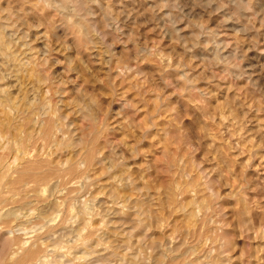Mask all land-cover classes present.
<instances>
[{
  "label": "rangeland",
  "instance_id": "1",
  "mask_svg": "<svg viewBox=\"0 0 264 264\" xmlns=\"http://www.w3.org/2000/svg\"><path fill=\"white\" fill-rule=\"evenodd\" d=\"M0 17L18 61L38 71L14 82L11 63L0 91L35 96L40 123L54 107L72 145L61 164L94 153L79 175L51 183L64 201L58 220L73 216L82 236L104 239L80 264H264V0H0ZM82 205L96 217L86 227ZM34 232L0 233V264L39 236L79 264L70 235Z\"/></svg>",
  "mask_w": 264,
  "mask_h": 264
},
{
  "label": "bare ground",
  "instance_id": "2",
  "mask_svg": "<svg viewBox=\"0 0 264 264\" xmlns=\"http://www.w3.org/2000/svg\"><path fill=\"white\" fill-rule=\"evenodd\" d=\"M41 1V0H40ZM81 1V0H80ZM236 1V0H235ZM95 2V1H94ZM231 3V2H230ZM38 4V3H37ZM72 4V3H71ZM232 4V3H231ZM81 6V5H80ZM251 6V5H250ZM72 7V6H71ZM251 8V7H250ZM63 10V9H62ZM66 10V9H64ZM3 11V10H2ZM71 11V10H70ZM250 11V10H249ZM60 12V11H59ZM73 10L69 13H72ZM224 14V13H223ZM89 15V14H88ZM237 15V14H236ZM241 15V14H240ZM245 15V13L243 14ZM241 15V16H243ZM81 16V15H79ZM229 16V15H228ZM239 17V16H238ZM245 17V16H244ZM64 18V17H63ZM239 19V18H238ZM68 20V19H66ZM8 21V20H6ZM14 21V20H13ZM6 23V22H5ZM13 25V23H12ZM15 25V24H14ZM68 25V24H66ZM3 21L0 17V82H4L6 79V72L8 71V66L12 63V72H13V79L15 78L14 82H18V77H20L23 73L30 74L32 77L36 78L34 75L36 74L35 71V65H31V63H21L18 61L17 55L18 53H14L12 49L9 47L10 44L8 45V41L5 37V31L3 28ZM7 26V25H6ZM246 28V27H245ZM7 29V28H6ZM9 29V27H8ZM13 29V28H12ZM10 31V30H9ZM8 32V31H7ZM81 32V31H80ZM9 35V33H7ZM99 34V33H98ZM94 35V34H92ZM100 35V34H99ZM12 36V35H11ZM86 36V35H85ZM74 37V36H73ZM18 38V37H17ZM93 38V37H92ZM91 38V39H92ZM96 38V37H95ZM94 38V39H95ZM98 38V37H97ZM10 39V38H9ZM99 39V38H98ZM195 40V39H194ZM91 43V42H90ZM98 44V43H97ZM96 45V44H95ZM32 53V52H31ZM30 53V54H31ZM26 55V54H25ZM20 57V56H18ZM33 57V56H32ZM23 58V57H22ZM30 58V56H28ZM31 60V59H28ZM27 61V60H26ZM42 62V61H40ZM39 64V63H36ZM41 64V63H40ZM30 65V66H29ZM11 67V66H10ZM9 67V68H10ZM39 68V67H38ZM37 68V69H38ZM11 69V68H10ZM41 71V70H40ZM9 72V71H8ZM11 73V72H10ZM38 74V73H37ZM36 74V75H37ZM10 75V74H9ZM12 75V74H11ZM8 77V76H7ZM11 77V76H10ZM31 78V79H34ZM46 78H48L46 76ZM9 79V77H8ZM40 79V78H38ZM50 79V78H49ZM20 80H22L20 78ZM10 81V80H9ZM25 81V80H24ZM22 82V81H21ZM20 82V83H21ZM36 82V81H35ZM34 82V83H35ZM27 83V82H25ZM17 83H14L16 85ZM22 84V83H21ZM20 84V86H21ZM42 84V83H41ZM48 84V82H47ZM19 85V84H17ZM34 86V84H32ZM31 85V86H32ZM37 85V83L35 84ZM29 86V84H28ZM30 86V87H31ZM32 86V87H33ZM38 86V85H37ZM19 87V86H18ZM16 87V88H18ZM21 88V87H19ZM25 88V87H24ZM34 88V87H33ZM33 88H32V93H33ZM36 88V87H35ZM40 88V87H39ZM29 89V88H28ZM44 89V88H43ZM15 90V88H14ZM52 90V89H51ZM36 90H34L35 92ZM39 91V90H38ZM51 92V91H50ZM40 93V92H39ZM17 94V93H16ZM35 94V93H34ZM46 94V92H45ZM53 94V93H52ZM51 94V96H52ZM15 95V94H14ZM20 96V93H18ZM32 95V94H31ZM30 97L32 98L33 96ZM44 95V93H43ZM57 95V94H56ZM29 97V98H30ZM39 97V95H38ZM36 97V98H38ZM50 97V95L48 96ZM47 97V98H48ZM22 98V96H20ZM46 99V98H45ZM48 100V99H46ZM39 101V99H38ZM41 101V99H40ZM38 102V104L40 103ZM43 101V100H42ZM45 102V101H44ZM43 102V103H44ZM35 96L29 101H25L24 98L22 99H17L15 97H11L9 93L6 91H0V233H19V232H32L35 231L34 234L37 236L35 233L38 231H47L45 234L46 236H52L55 235L58 231H60L59 235L57 237L62 238L65 235H70L72 240H67V242H72V244L69 245L68 247V252L71 250H82V255L79 256L78 258H74V260L77 259V261L80 264V260L88 261V259L92 258L93 260L95 258L94 254V247L93 244L97 242V244L103 241L104 239L102 238H97L96 241L92 240V234L89 233L86 236H82V231L84 232L86 228H79L75 225V222L71 223L70 219L68 222L66 219L62 218L61 220H58L61 217V214L63 213L62 210V202L64 201L59 200V202L55 199L54 196H57L56 198L58 199V191L56 190L57 186L56 184H51L54 182V179H58L62 176H74V175H79L81 171L79 170V166L81 164H87L90 163V160L92 159L94 153H92L91 149L85 150L84 154L82 157H80L79 163H76L72 156L71 159H67L61 164L60 162V153H62L64 150L67 151L69 148H71V144L68 143L67 141L65 142L62 138V140L59 139V136L57 135V129L59 128L58 124L59 121L56 119L55 116L53 115V112L55 111L51 106L48 105V107H42L43 108V113L47 115L48 121H43V123H40V119L33 118L32 113L36 110V108H39L42 105H39L37 107V104L35 103ZM42 103V102H41ZM49 103V101H48ZM51 105V104H50ZM57 106V104H55ZM44 106V105H43ZM53 106V105H52ZM83 107V106H81ZM57 109V108H56ZM54 110V111H53ZM91 110V109H90ZM36 113V112H34ZM33 113V115H34ZM63 113V112H62ZM44 115V116H45ZM20 116L22 119V124L18 123V120L16 118ZM40 117V116H39ZM65 117V116H64ZM83 118V117H82ZM18 119V118H17ZM20 119V120H21ZM40 120V121H39ZM46 122V124L44 123ZM65 127V126H64ZM62 132V131H61ZM22 133V135H21ZM6 137H4L5 135ZM60 134V133H58ZM64 138V137H63ZM36 139H38L41 142H44L45 145L51 144V152L45 153L46 149H39L38 147L36 148L34 146V142ZM69 139V138H68ZM88 141V140H87ZM89 142V141H88ZM43 143V144H44ZM80 143V142H79ZM38 144V143H37ZM40 147V146H39ZM86 148V147H85ZM49 149V148H48ZM44 150V151H43ZM50 150V149H49ZM48 150V151H49ZM47 152V151H46ZM80 154V153H79ZM69 158V157H68ZM75 158V157H74ZM109 162V161H108ZM112 164V163H110ZM112 166V165H111ZM82 168V166H81ZM90 170V169H88ZM90 172V171H89ZM86 173V171H85ZM89 174V173H88ZM123 174V173H122ZM121 174V175H122ZM125 174V173H124ZM85 175V174H84ZM82 176V175H81ZM115 177V175H113ZM85 177V176H84ZM119 177V176H118ZM82 179V177H81ZM129 179V178H128ZM66 180H68L66 178ZM65 180V181H66ZM193 180V179H191ZM58 181V180H56ZM80 181V179L78 180ZM88 182V180L86 179ZM116 181V180H115ZM123 181V180H122ZM127 181V180H126ZM61 182V181H59ZM67 182V181H66ZM81 182V181H80ZM83 182V179H82ZM65 185V182H63ZM119 183V181H118ZM188 183V182H187ZM204 183V182H203ZM202 183V184H203ZM74 184H76L74 182ZM78 184V183H77ZM82 184V183H81ZM192 184V183H190ZM206 184V183H205ZM80 185V184H79ZM77 185V186H79ZM87 185V184H86ZM177 185V184H176ZM204 185V184H203ZM207 185V184H206ZM178 186V185H177ZM189 186V184H187ZM62 187V186H61ZM81 187V186H80ZM89 187V186H88ZM87 187V188H88ZM195 187V186H193ZM193 187L191 189H193ZM85 188V187H84ZM183 189V188H182ZM190 189V190H191ZM196 189V188H195ZM86 190V189H85ZM75 191V190H74ZM177 191V190H176ZM205 191H208L205 189ZM76 192V191H75ZM83 192V191H82ZM114 192V191H111ZM116 192V191H115ZM179 192V191H178ZM192 192V191H191ZM63 193V191H62ZM74 193V192H73ZM80 193V192H79ZM117 193V192H116ZM129 193V192H128ZM177 193V192H176ZM76 194V193H74ZM118 194V193H117ZM179 194V193H178ZM185 194V192H184ZM187 194V193H186ZM63 196H66L64 194H60ZM59 195V196H60ZM69 195V194H68ZM114 195V194H113ZM119 195V194H118ZM196 195V194H195ZM198 195V194H197ZM200 195V194H199ZM70 196V195H69ZM68 196V197H69ZM122 197V196H121ZM193 197V196H192ZM53 198V199H52ZM67 198V197H66ZM111 198V196H110ZM123 198V197H122ZM128 198V197H127ZM203 197H201L202 200ZM55 199V200H54ZM64 199V198H63ZM71 199V198H70ZM211 199V198H210ZM177 199H175L176 201ZM196 200V198H195ZM205 201V199H203ZM109 201V200H108ZM69 202V201H68ZM90 202V201H89ZM189 202V201H188ZM88 204V202H86ZM208 203V202H207ZM93 204V203H92ZM183 204V203H182ZM185 204V203H184ZM183 204V205H184ZM189 204V203H188ZM66 205V203H65ZM193 205H195L193 203ZM192 205V206H193ZM200 205V203H199ZM198 205V206H199ZM202 205V204H201ZM200 205V207H201ZM210 205V204H209ZM76 206V205H73ZM86 206V205H85ZM81 206V208L78 211V215L81 217V224L84 225V227L89 226L90 222L89 219L92 213L93 208H90L88 205ZM92 206V205H91ZM125 206V205H124ZM94 207V206H92ZM65 208V206H64ZM77 208V207H76ZM95 208V207H94ZM182 208V207H180ZM186 208V207H185ZM198 208V207H197ZM196 208V209H197ZM72 209V208H70ZM96 209V208H95ZM121 209V208H120ZM183 209V208H182ZM206 209V208H205ZM124 210V209H123ZM200 210V209H199ZM209 210V208L207 209ZM140 211V210H139ZM181 211V209H180ZM70 212V211H69ZM73 212V211H72ZM70 212V214L72 213ZM182 212V211H181ZM184 212V211H183ZM196 213H199L198 210L195 211ZM194 212V214H195ZM209 212V211H208ZM123 213V212H121ZM120 213V214H121ZM139 213V212H138ZM206 213V212H205ZM203 213V215L205 214ZM75 214V213H73ZM136 214V213H135ZM141 214V213H140ZM201 214V212H200ZM95 215V214H93ZM92 215V216H93ZM99 215V214H98ZM97 215V216H98ZM117 215V214H116ZM122 215V214H121ZM193 215V214H192ZM189 215V216H192ZM199 215V214H198ZM64 216V215H63ZM91 216V217H92ZM118 216V215H117ZM139 216V215H138ZM202 216V215H201ZM67 217V216H66ZM95 217V216H93ZM204 217V216H203ZM96 218V217H95ZM137 218V217H136ZM198 217H196L197 219ZM205 218V217H204ZM93 219V218H92ZM138 219V218H137ZM140 219V217H139ZM192 219V218H191ZM201 219V218H200ZM56 220L58 222H56ZM127 220V219H126ZM195 220V219H194ZM36 221V222H32ZM193 221V220H192ZM197 222V221H195ZM77 223V222H76ZM122 223V222H121ZM124 223V222H123ZM157 223V222H156ZM74 224V225H73ZM93 224V222L91 223ZM103 224V223H102ZM109 224V223H108ZM116 224V223H115ZM126 224V223H125ZM190 224V223H188ZM205 224V222H204ZM139 225V224H138ZM137 225V226H138ZM31 226V228H30ZM92 226V225H91ZM97 226V225H95ZM104 228V225H102ZM136 226V225H135ZM143 226V225H140ZM139 226V227H140ZM147 226V224H146ZM164 226V224H163ZM195 226V225H194ZM111 227V226H110ZM94 228V226L92 227ZM100 228L101 225H100ZM107 228V227H106ZM119 229V228H118ZM204 229V228H203ZM93 230V229H92ZM91 230V231H92ZM105 230V228L103 229ZM37 231V232H36ZM94 231V230H93ZM86 232V231H85ZM147 233V231H145ZM203 232V231H202ZM17 233V234H18ZM82 233V234H81ZM129 233V232H128ZM149 233V232H148ZM25 234V233H24ZM23 234V236H25ZM41 234V233H40ZM44 234V233H43ZM98 234V233H97ZM95 234V235H97ZM111 234V233H110ZM123 234V233H122ZM142 234V233H141ZM144 234V233H143ZM142 234V235H143ZM12 235V234H11ZM43 235V236H45ZM63 235V236H62ZM84 235V234H83ZM99 235V234H98ZM145 235V234H144ZM143 238L144 239V236ZM195 235V234H194ZM18 236V235H17ZM31 237V235L29 234ZM29 236H26L28 238ZM115 236H117L115 234ZM133 236V235H132ZM33 237V238H32ZM31 239H34V236H32ZM42 237V236H41ZM49 237V238H50ZM54 237V236H53ZM66 237V236H65ZM140 237V236H138ZM136 237V239L138 238ZM16 238L15 235L13 236V239ZM21 238V237H20ZM36 238V237H35ZM44 239V240H48ZM172 238V237H171ZM223 238V237H222ZM22 239V238H21ZM18 239L17 240H21ZM52 239V238H51ZM57 239V238H56ZM58 239V240H59ZM69 239V238H68ZM96 239V238H95ZM109 239V238H108ZM115 239V238H114ZM27 241L29 239H26ZM63 240V239H62ZM129 240V239H128ZM171 240V239H170ZM173 240V239H172ZM24 241V240H23ZM27 241L21 243L26 246ZM31 241V240H30ZM41 241V242H40ZM53 241V240H52ZM221 241V240H220ZM223 241V240H222ZM226 241V240H225ZM3 242V241H2ZM5 242V241H4ZM22 242V241H21ZM43 241L40 236L37 238L36 241H33L31 244L32 248L33 246L35 247L34 249L30 248L27 246L26 249L27 251L18 255L20 257L15 258L14 260H10L8 264H53L52 262L58 261L59 263L56 264H75L72 259L69 258V261L63 260V255L61 258H58L57 256L50 255L49 252L47 251V242ZM55 242V240H54ZM112 242V241H111ZM149 242V241H148ZM171 242V241H170ZM173 242V241H172ZM188 242V241H187ZM227 242V241H226ZM15 242L11 240L9 244L11 246H15ZM165 243V242H164ZM193 243V242H192ZM225 243V242H224ZM141 244V242H140ZM173 244V243H172ZM171 244V245H172ZM206 244V243H205ZM222 244V243H221ZM30 245V246H31ZM98 245V246H99ZM110 245V244H108ZM168 245V243H167ZM225 245V244H224ZM223 245V246H224ZM24 246V247H25ZM121 246H123L121 244ZM156 246V245H155ZM182 246V245H180ZM218 246V245H217ZM11 247V249H13ZM22 247V246H21ZM52 247V246H51ZM55 247V246H54ZM67 247V246H66ZM104 247V246H103ZM135 247V246H133ZM183 247V246H182ZM202 247V246H201ZM222 248V245L220 246ZM23 248V247H22ZM50 248V247H49ZM56 248V247H55ZM58 248V247H57ZM116 248V247H115ZM161 248V247H160ZM171 248V247H170ZM181 248V247H180ZM224 248V247H223ZM62 249V248H61ZM100 249V248H99ZM107 249V248H105ZM126 249V248H125ZM143 249V248H142ZM155 249V248H154ZM182 249V248H181ZM209 249V248H208ZM228 249V248H227ZM15 252H19V250L22 249H13ZM11 250V251H13ZM128 250V249H127ZM159 250V249H158ZM202 250V249H201ZM23 251V250H22ZM21 251V252H22ZM60 251V250H59ZM129 251V250H128ZM127 251V252H128ZM141 251V250H140ZM154 251V250H153ZM168 251V250H167ZM219 251V250H218ZM54 252V251H53ZM61 252V251H60ZM64 252V251H62ZM119 252V251H118ZM143 252V251H142ZM141 252V253H142ZM192 252V251H191ZM190 252V253H191ZM196 252V251H195ZM12 253V252H9ZM14 253V252H13ZM156 253V252H155ZM209 253V252H208ZM217 253V252H216ZM222 253V252H221ZM16 254V253H14ZM13 254V255H14ZM49 254V255H48ZM101 254V253H100ZM154 254V252H153ZM188 255V253H186ZM61 255V254H60ZM69 255V254H68ZM80 255V254H79ZM115 256L116 254H112ZM122 255V254H121ZM138 255V254H137ZM136 255V256H137ZM142 255V254H141ZM146 255V252L144 253ZM158 255V254H157ZM186 255V256H187ZM10 256V255H9ZM8 256V257H9ZM77 256V255H76ZM165 256V255H164ZM168 256V255H167ZM220 256V255H219ZM217 256V257H219ZM65 257V256H64ZM71 257V255H70ZM143 257V256H142ZM111 258V257H110ZM113 258V257H112ZM115 258V257H114ZM124 258V257H123ZM126 258V257H125ZM165 258V257H164ZM170 258V257H169ZM178 258V256L176 257ZM180 258V257H179ZM210 258V257H209ZM11 259V258H10ZM58 259V260H56ZM103 259V258H102ZM106 260V258H104ZM127 259V258H126ZM157 259V257H156ZM185 259V257L183 258ZM182 259V260H183ZM211 259V258H210ZM8 260V259H7ZM111 260V259H108ZM120 260V258H119ZM123 260V259H122ZM135 260V259H134ZM137 262L139 261V258L136 259ZM161 260V259H160ZM181 260V259H179ZM170 261V260H169ZM208 261V260H207ZM217 261V260H216ZM104 262V261H103ZM160 262V261H159ZM175 262V261H174ZM215 262V261H214ZM146 263V262H145ZM150 263V262H147ZM166 263V262H165ZM182 263V262H181ZM184 263V262H183ZM187 263V261H186ZM197 263V262H196ZM5 264V263H4ZM55 264V263H54ZM97 264V263H95ZM140 264V263H138ZM157 264V263H156ZM160 264V263H159ZM167 264V263H166ZM185 264V263H184ZM190 264V263H189ZM209 264V263H208Z\"/></svg>",
  "mask_w": 264,
  "mask_h": 264
}]
</instances>
